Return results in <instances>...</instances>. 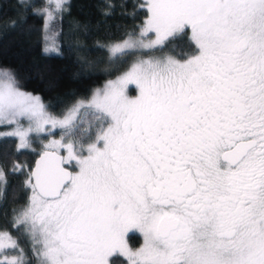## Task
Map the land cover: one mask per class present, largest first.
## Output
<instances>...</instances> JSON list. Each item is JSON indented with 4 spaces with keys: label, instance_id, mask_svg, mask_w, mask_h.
I'll return each instance as SVG.
<instances>
[{
    "label": "snow or ice",
    "instance_id": "snow-or-ice-1",
    "mask_svg": "<svg viewBox=\"0 0 264 264\" xmlns=\"http://www.w3.org/2000/svg\"><path fill=\"white\" fill-rule=\"evenodd\" d=\"M18 3L42 17L44 50L58 54L68 0ZM139 8L138 30L107 46L113 61L136 58L62 117L0 69V126L10 129L0 138L36 152L33 134L60 129L27 169L28 203L10 228L35 264H264V0ZM185 38L180 58L151 54ZM6 185L0 167V196ZM0 264H32L6 227Z\"/></svg>",
    "mask_w": 264,
    "mask_h": 264
},
{
    "label": "trees",
    "instance_id": "trees-1",
    "mask_svg": "<svg viewBox=\"0 0 264 264\" xmlns=\"http://www.w3.org/2000/svg\"><path fill=\"white\" fill-rule=\"evenodd\" d=\"M36 7L43 0H27ZM143 0H68V10L55 25L59 53H46L43 19L19 6L18 0H0V69L10 70L21 90L37 94L53 115L60 116L77 100L87 99L91 91L107 79L125 70L136 57L122 61L109 58L107 46L138 30L145 13L139 8ZM111 5V7H109ZM109 12V15H105ZM15 21V26L12 22ZM187 40L170 45L154 55L180 58L189 52ZM6 129L0 126V131ZM8 129V128H7ZM55 135H60L56 130ZM37 140V139H34ZM15 138H0V164L7 174V185L0 196V228H8L18 236L21 246L35 264L28 238L10 228L13 210L27 205L28 189L24 186L27 169L38 151H16ZM33 143V146H36ZM13 163L26 165L24 171L13 173ZM135 247L138 235L129 234Z\"/></svg>",
    "mask_w": 264,
    "mask_h": 264
},
{
    "label": "rangeland",
    "instance_id": "rangeland-1",
    "mask_svg": "<svg viewBox=\"0 0 264 264\" xmlns=\"http://www.w3.org/2000/svg\"><path fill=\"white\" fill-rule=\"evenodd\" d=\"M107 52H108V50H107ZM152 54V53H151ZM152 55H154V54H152ZM156 56H158V55H156ZM160 56H162V55H160ZM132 62V61H131ZM115 78V77H114ZM114 78H111V79H114ZM109 79H107V81H108ZM107 81H104L103 83H102V85H99V86H97L96 88H94L92 91H91V93H90V95H89V97L88 98H90L91 96H92V94H93V92L96 90V89H98V88H102L103 86H104V84L107 82ZM133 86H129V88L131 89ZM22 91H24V90H22ZM24 92H26V91H24ZM28 93H30V92H28ZM32 94V93H31ZM130 95H135L136 93L134 92V91H130V93H129ZM33 95L34 96H38L37 94H34L33 93ZM87 98V99H88ZM72 106V105H71ZM70 106V107H71ZM68 110V109H67ZM66 110V111H67ZM64 115V113L62 114V115H60V116H57V115H55V116H57V117H62ZM10 129H2L0 132H4V131H9ZM56 130H58V131H60V129H53L52 130V135H47L46 133H41V134H39V138H35V134H33V136H34V139H37V140H34L33 139V143H36L37 145L36 146H33V148H35L36 149V151H40L41 150V146H42V142L43 143H47L48 142V140H50V139H59L60 138V135H55L54 134V132L56 131ZM17 142V141H16ZM29 151H31V150H29ZM0 167H2L1 166V164H0ZM3 168V167H2ZM29 195H30V192L28 191V197H29ZM28 203V202H27ZM130 234H132V233H130ZM133 234H137L138 235V243H137V245L135 246V247H139L140 246V244L142 243V237H141V235L139 234V233H133ZM131 246V245H130ZM133 247V246H132Z\"/></svg>",
    "mask_w": 264,
    "mask_h": 264
},
{
    "label": "water",
    "instance_id": "water-1",
    "mask_svg": "<svg viewBox=\"0 0 264 264\" xmlns=\"http://www.w3.org/2000/svg\"><path fill=\"white\" fill-rule=\"evenodd\" d=\"M38 158V156L36 155V157L34 158V160H33V164H32V166L31 167H33L34 165H35V161H36V159Z\"/></svg>",
    "mask_w": 264,
    "mask_h": 264
}]
</instances>
